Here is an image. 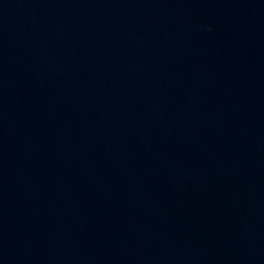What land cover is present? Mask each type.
<instances>
[{
  "label": "water",
  "instance_id": "water-1",
  "mask_svg": "<svg viewBox=\"0 0 264 264\" xmlns=\"http://www.w3.org/2000/svg\"><path fill=\"white\" fill-rule=\"evenodd\" d=\"M0 264H264V0H0Z\"/></svg>",
  "mask_w": 264,
  "mask_h": 264
}]
</instances>
